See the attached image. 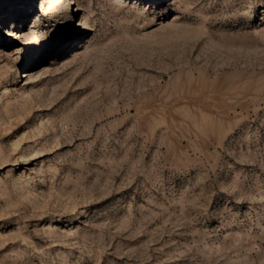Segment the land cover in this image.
<instances>
[{
	"label": "rangeland",
	"instance_id": "1",
	"mask_svg": "<svg viewBox=\"0 0 264 264\" xmlns=\"http://www.w3.org/2000/svg\"><path fill=\"white\" fill-rule=\"evenodd\" d=\"M13 1L0 264H264V0Z\"/></svg>",
	"mask_w": 264,
	"mask_h": 264
},
{
	"label": "bare ground",
	"instance_id": "2",
	"mask_svg": "<svg viewBox=\"0 0 264 264\" xmlns=\"http://www.w3.org/2000/svg\"><path fill=\"white\" fill-rule=\"evenodd\" d=\"M34 0H14L12 5L10 6V9L7 11V13H5L1 19L3 18H11L12 19V22L13 25L15 22L19 21V19H21V17L26 13V7H27V3L28 2H33ZM56 0H37L36 1V9H37V14L38 13H43V14H48L50 8H52V5L55 3ZM163 2L164 0H150L151 4L152 5H157L159 4V2ZM62 5H65L64 8H66V10L64 12H68L70 11V9H72L73 11L76 10V7H75V0H62ZM1 6V5H0ZM72 6V8H71ZM78 11V10H76ZM63 13V12H62ZM74 23L77 24L79 26V29L78 31L79 32H88L90 30H92V26L87 22V21H84L83 18L79 19H75L74 20ZM77 30L74 29L73 27H70L69 28V35L71 36L70 39L68 40L67 42V45L69 43H71L72 41V37L76 38L77 37ZM9 34L10 35H14V34H18V33H15V29H9ZM76 34V35H75ZM77 39V38H76ZM76 39H75V42H73L72 45H76ZM63 46L61 47V51L65 50V47L67 46ZM44 46H42L41 48H39V54H43L44 53V49H43ZM66 53V51H65ZM64 53V54H65ZM31 56V55H30ZM34 56V55H33ZM33 59V58H32ZM35 63L39 62V58L37 57V60H34Z\"/></svg>",
	"mask_w": 264,
	"mask_h": 264
}]
</instances>
